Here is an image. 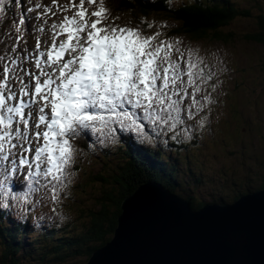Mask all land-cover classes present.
Returning <instances> with one entry per match:
<instances>
[{"label": "snow or ice", "instance_id": "6c2138e0", "mask_svg": "<svg viewBox=\"0 0 264 264\" xmlns=\"http://www.w3.org/2000/svg\"><path fill=\"white\" fill-rule=\"evenodd\" d=\"M88 2L96 4L97 0ZM99 2V10L91 13L97 19L90 24L85 0H80L73 16L52 23L46 52L40 51L39 39L32 52L21 48V42L26 43L22 14L5 34L11 43L10 54L5 50L0 55V188L6 193L8 181L23 170L29 187L35 182L50 189V200L57 204L76 155L72 141L82 131L104 135L107 129L111 135L113 125H118L121 131L143 135L144 121L158 133L172 131L176 139V130L185 124V112L191 120L192 105L197 113L204 107L196 95L211 75L204 74L199 62L189 57L186 69L182 68L167 51L172 44H154L156 37L145 36L139 28L99 26L108 14L103 0ZM10 3L0 0V19ZM15 3L18 6L20 0ZM45 15H52L51 8ZM60 36L66 39L57 43ZM189 97L191 104L185 109ZM202 99L211 103L207 94ZM199 124L203 127V119ZM183 131L190 139V130L185 127ZM20 199L27 202L28 193ZM3 207L10 205L5 202Z\"/></svg>", "mask_w": 264, "mask_h": 264}, {"label": "rangeland", "instance_id": "374dc122", "mask_svg": "<svg viewBox=\"0 0 264 264\" xmlns=\"http://www.w3.org/2000/svg\"><path fill=\"white\" fill-rule=\"evenodd\" d=\"M23 1L21 10L24 14H29L28 9L31 4L26 3V0ZM60 1L67 2L68 0ZM182 1L174 0L173 6ZM233 1L240 8L250 10L255 17L264 15V1L262 0L258 2L254 0ZM44 2L50 4L53 0ZM56 2L59 1L56 0ZM15 4L11 2L6 6V16L0 19L1 37H5V34L12 29L9 24L10 20L12 23L17 21V15L14 13ZM103 4L110 7L109 4ZM118 14L121 19L114 14L118 18L115 22H119L120 25L134 26V22L129 17L131 14L123 15L120 10ZM163 19L162 16L154 14L146 21L152 25L151 31L146 36H155L154 44L160 37L168 38V32L177 27L175 21ZM254 23V19H238L228 28L223 29L225 34L237 37L229 44L210 40L195 41L190 37L173 33L170 37V43L174 41L178 48L167 50L170 51L174 62H181L184 65L183 55L187 57V62L191 57L194 63L199 62V68H202L205 75H211V80H206L200 85L203 91L196 95V100L204 105L202 111L197 113L196 105H192L193 119H187L185 112L183 117L185 124L176 130L179 133L176 136L177 141H180L178 142L179 150L170 152V148L176 146L177 143L172 140V131H168L169 134L165 132V136L161 137L163 144L167 141L170 144H165L167 146L165 158L169 155L176 158L182 157L180 166L182 174L189 173V179L184 176V181H187V192L191 193L193 189L199 197L206 201H209V193H221V195L230 193L235 182L241 183L242 181L241 188L248 185L249 179L255 180L254 187L264 185V46L247 42L242 37L256 31ZM103 24L102 21L101 25ZM35 29L33 32H36ZM10 42V38H7L6 43L0 44V55L3 54L5 45L8 48ZM8 50L10 52V49ZM161 55L163 56L164 52ZM184 67L186 68L187 64ZM205 94L209 96L211 103L202 99ZM185 101L187 103H184V106L187 109L191 104V98ZM201 119L204 121L203 127L199 124ZM185 127L190 130V139L183 131ZM154 131L156 130L151 128V130L144 131L143 135L136 134L135 137L145 144V148L149 149V145H158V140L153 137ZM114 142L113 139H106L104 143L111 145ZM181 143L190 144L184 146ZM91 155L92 163L83 167L80 175H73L70 169L71 175L65 182L66 187L60 192L59 203L51 202L50 192L45 194V199L41 203L33 194L29 196L27 202L20 198L12 200L11 203L18 217L23 219L29 214L30 220L47 221L45 225L50 228L60 227L64 230L65 224L70 223L67 227V232L70 234L83 231L84 226L89 224L90 211L97 210L99 194L102 192L101 184L96 180L100 176L98 174L110 175L109 172L116 171L120 160L118 152L104 160L103 156L100 158L97 155ZM76 165L77 162H75V167ZM94 177L97 183H93ZM197 179H200L201 183L195 187ZM261 190L263 189L260 188L255 192ZM4 195L5 199H8L7 193ZM5 202L7 201L4 200L3 203ZM30 206L33 209L32 212H29ZM50 206L56 207L59 212L52 215L48 210ZM88 260L85 257L78 260V257L70 256L64 264H86ZM47 264L53 263L47 262Z\"/></svg>", "mask_w": 264, "mask_h": 264}, {"label": "trees", "instance_id": "16d2710c", "mask_svg": "<svg viewBox=\"0 0 264 264\" xmlns=\"http://www.w3.org/2000/svg\"><path fill=\"white\" fill-rule=\"evenodd\" d=\"M103 1L116 13L120 10L123 15L131 14V20L134 23L140 22L145 28L149 25L145 21L154 14L162 16L163 20H173L177 27L168 34L190 37L195 41L210 40L229 44L237 37L225 34L223 29L238 19H254L256 31L242 37L247 42L264 46V15L255 17L250 10L240 8L233 0H183L174 6V0H156L154 3L147 0ZM121 146L116 171L112 170L110 175L98 174L100 176L96 178L102 192L99 194L97 210L90 211L89 224L84 226L83 231L70 234L67 229L60 227L36 229L30 224L10 221L11 212L0 209V264H64L70 256L78 257V260L83 257L89 259L113 238L123 201L138 186L150 181L162 183L170 192L186 199L195 210L200 209L204 203H231L241 195L263 188L254 187V179H249L245 188L240 186L242 181L235 182L230 193H209V201H206L193 189L191 193L187 192L184 176L189 179V173L182 174V157L170 155L164 160L165 154L145 149L134 141ZM106 158L109 157L104 156L103 160ZM92 181L97 183L95 177ZM200 183V179H197L194 186ZM8 221L13 224L10 226Z\"/></svg>", "mask_w": 264, "mask_h": 264}, {"label": "water", "instance_id": "95a60500", "mask_svg": "<svg viewBox=\"0 0 264 264\" xmlns=\"http://www.w3.org/2000/svg\"><path fill=\"white\" fill-rule=\"evenodd\" d=\"M120 209L113 238L86 264H264V189L195 210L149 182Z\"/></svg>", "mask_w": 264, "mask_h": 264}, {"label": "bare ground", "instance_id": "6f19581e", "mask_svg": "<svg viewBox=\"0 0 264 264\" xmlns=\"http://www.w3.org/2000/svg\"><path fill=\"white\" fill-rule=\"evenodd\" d=\"M111 13V12H110ZM135 25V24H134Z\"/></svg>", "mask_w": 264, "mask_h": 264}, {"label": "clouds", "instance_id": "9594fccd", "mask_svg": "<svg viewBox=\"0 0 264 264\" xmlns=\"http://www.w3.org/2000/svg\"><path fill=\"white\" fill-rule=\"evenodd\" d=\"M90 259V258H89ZM88 262V261H87Z\"/></svg>", "mask_w": 264, "mask_h": 264}]
</instances>
